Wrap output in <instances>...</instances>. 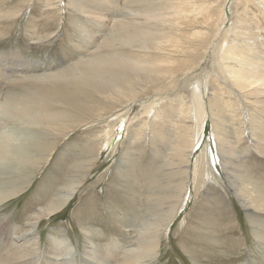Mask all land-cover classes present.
<instances>
[{"label":"rangeland","instance_id":"374dc122","mask_svg":"<svg viewBox=\"0 0 264 264\" xmlns=\"http://www.w3.org/2000/svg\"><path fill=\"white\" fill-rule=\"evenodd\" d=\"M113 1L0 0V103L14 106L24 92V86L15 85L14 80L57 72L53 86L72 90L78 86L76 79L65 80L60 75L110 53L125 54L127 58L131 47L121 44L125 39L121 27H132L131 15L150 8L147 3L160 9L164 3ZM196 1L205 9L210 5L214 17L220 6L225 7L227 17L222 30L235 17L234 10L248 14L246 28L252 34L248 38L257 35L264 58V2ZM84 6L96 10V15L89 14L90 19L81 11ZM203 7L191 15L189 22L181 21L184 32L198 31L203 35L205 27L193 20L203 17ZM97 11L106 17L101 24L94 19ZM145 38L140 34V39ZM221 39L219 36L218 43ZM206 52L203 58L201 53L182 56V62L173 65L178 74L172 73L167 79L158 73L159 54L147 53L145 59L151 61L147 66L153 70L141 66L138 74L148 71L147 77L130 73V83L124 84L120 94L95 78L82 84V92L55 96L58 123L47 127L44 113L41 128L34 133L41 136L38 148L44 149V156L53 147L47 160L34 172L25 173L2 170L5 165L0 164V188L17 182L22 185L17 194L0 203V220L8 218L0 229V253L7 245L5 230L12 229L9 225H25L36 209L56 200L71 184L77 188L69 202L57 213L41 218L33 231L43 255L49 250L47 238L52 235L71 242L77 261L87 240L103 247L116 235L129 244L134 229L151 218V201L169 197L185 174L183 207L161 235V252L151 264H264V103L249 104L234 93L230 80L227 82L218 73L213 57ZM123 71L131 72L126 68ZM206 81L215 87L207 90L212 93L209 102L217 106L212 104L211 109L204 96L208 119L200 144L190 152L191 137L198 124L192 88L198 82L203 93ZM213 95L217 97L215 101ZM250 100L264 101V96H251ZM49 107L43 98L35 108L46 112ZM122 112L125 124L110 121L114 117L110 115ZM64 119L67 122L62 125ZM1 123L0 135L11 130L20 136L29 130L9 116L0 115ZM248 123L252 127L250 135L243 134ZM216 128L217 141L213 137ZM206 147H211L216 158L215 167L209 164L212 172L208 180L204 173L208 165L203 164L201 153ZM178 152L183 155L178 157ZM217 155H222L224 166ZM238 169L253 186L249 197L257 211L243 209L225 181V175H229L228 180L237 182ZM28 173L32 174L26 182Z\"/></svg>","mask_w":264,"mask_h":264},{"label":"bare ground","instance_id":"6f19581e","mask_svg":"<svg viewBox=\"0 0 264 264\" xmlns=\"http://www.w3.org/2000/svg\"><path fill=\"white\" fill-rule=\"evenodd\" d=\"M161 1L164 3L161 9L159 7L154 8L152 2H149L147 5L150 8L138 10L134 15H131L130 22L133 24L132 27H121V29L125 31V39L121 41V44L131 47L127 50V58L125 54L116 55L110 53L103 57L88 60L83 66H77L73 70L60 75L65 80L69 78L76 79L78 86L74 87L72 90L53 86L52 79L57 77L59 74L57 72L39 75L29 79L26 78L22 81L14 80L13 83L15 85L24 86V92L16 99V105L14 106H10V103L1 102L0 115L11 117L16 124L18 123L19 125L25 126L29 128V130H26L20 136L11 130L9 132L3 131V135H0V164L5 165V168L2 170L16 173H21V171L22 173H25L23 171L34 172L42 162L47 160L53 147L47 152L46 156H44V149L38 148L41 136H36L34 133L41 128V124L43 123L42 115L44 113L47 127H51L58 123L56 122V119H59L56 110V102H58V100L54 98L55 96H64L70 92H82V84L95 78L107 84L109 89L113 88L120 94L124 84L130 83V73L147 77L149 76L148 71L138 74L141 66L146 67L145 69L153 70L151 67L147 66L151 63L149 59H145V54L147 53L159 54L158 59L161 64L157 66V68L160 69L158 73L159 75L163 74L160 75L161 78L167 79L171 78L172 73L174 75L178 74V70H173V65L182 62V56L201 53L200 58H203L207 51L206 54L210 53L213 57L218 73L222 75L224 79L230 80V87L234 93L241 97L242 100L248 101L249 104L254 103L259 105L262 102L264 103V101L250 100L251 96H264L261 95L262 93L264 94V58L261 53L262 43L259 41L260 39L258 41L255 39L257 35L254 34L255 38L253 36L248 38L249 33V36L252 35L251 29L246 28L248 14L246 15L240 10L238 11V9L234 10L233 12L236 13L235 17L232 18L227 29L225 28L222 30V23L227 17L224 9L225 7L223 6H220V9H218L217 17H214V14L210 12V7H208L210 5L205 9L200 3H197L196 0ZM111 2L114 1L110 0V3ZM258 2H264V0H258ZM87 6H84L81 11L87 14L91 19L92 15H96V10L89 9ZM109 6L111 7V4ZM202 7L205 9L203 17L197 16L194 17L193 20L201 27L203 26L202 28L205 27L204 29L206 30H204L203 35L201 36L198 31H194V33L188 31L184 32L181 27V21L184 20L186 23L189 22L191 15L195 14L198 10H202ZM159 9L160 13H155ZM102 17V13L99 12L94 19L98 20L101 24L106 18L105 16ZM252 21L253 20L250 22ZM256 31H258V29ZM254 32L252 31V33ZM140 34L145 35L146 38L144 40L140 39ZM219 36H221L222 39L219 40L220 42L218 43ZM137 55H139L140 59ZM125 68L129 69L131 72L123 71ZM180 70H183V68ZM177 79L179 80L180 78ZM226 80H222L224 84H226ZM161 84L163 87L165 86L163 82ZM172 85H174V83H172ZM201 85L202 84L197 82L193 84L192 88V97L195 106L193 111L196 114L194 118L198 119V124L195 134L191 137L192 144L190 146V152H193L200 144L203 136L201 131L204 130L205 123L208 119V115L204 111L206 102L204 96L206 95L208 100L206 104L209 103L211 109L212 104L217 106L214 102H209V97L212 93L207 90H213L215 87L213 88L211 83L206 81L203 84L205 90L202 93L200 92ZM215 97L216 96L213 95V99ZM43 98L50 104L46 112L35 108L36 104L38 105ZM124 115L125 113L123 112L115 115L113 113L110 117H114H112L110 121L115 120V122H119V124H125L126 117H123ZM73 120L74 118L70 119V121ZM66 122L67 121L64 119L61 124L65 125ZM0 125H2V123ZM248 125L246 129L250 132H248V130H243V134H251L252 127L249 123ZM214 126H216V121ZM215 131L213 137L217 141V128ZM27 139H29V141ZM201 153L203 164L207 162L208 165V170L205 169V165L202 168V170L205 169L204 173L208 180L211 175L209 171L212 172L209 164L212 163L215 167L216 158L211 152V147L203 148ZM182 155L183 154L178 152V157ZM221 156L222 155H217L216 157L221 165L224 166L226 162L223 158L221 159ZM199 168L201 169V167ZM197 169L194 170L196 177ZM224 170L225 169L222 168V171ZM235 171L237 172V182L228 180L229 175H225L226 183L229 184L234 197L240 202L243 209L257 211V207H254L249 197L253 189L252 184L245 181V174L242 170L238 169ZM28 174L26 182L30 179L32 173ZM218 176H220V174ZM184 178H186L185 174L184 176L182 175L181 181L175 189L169 193V197L161 198L162 200L151 201L152 206L149 209L153 212L149 215L151 218H147L146 222H143V224L141 223L138 230L134 229L135 235L130 236L131 238L129 239H131V241H128L129 244L120 241L116 235L113 236L109 242L105 243L103 247L96 246L93 240H87V244L84 246L82 253H79L80 258L78 261L76 260L75 248L70 244L71 242L69 243L65 238L56 237L54 235L47 238L46 247L49 250L43 255L40 247V240L33 232L36 224H38L41 218L57 213L63 209L73 197L77 187L73 184L68 185L61 195H58L56 200L52 199L44 206L36 209L32 214L30 213L31 215L27 218V223L25 225H9V227H12L9 232L8 229H4L8 234L7 240H5L7 245L3 247V251L0 253V264H151V261L161 252V235L169 229L174 218L179 213V208H181V206L183 207V195L187 191V184ZM20 184V182H17L11 187L0 188V203L17 194L22 189V185ZM179 185H181V188ZM158 211L159 214H155V212ZM7 219L8 218H4L0 220V229L5 226L4 224L7 222ZM86 231H88V229H86Z\"/></svg>","mask_w":264,"mask_h":264}]
</instances>
